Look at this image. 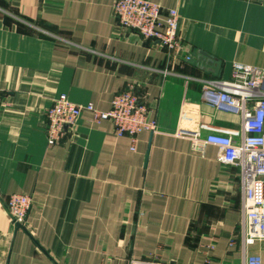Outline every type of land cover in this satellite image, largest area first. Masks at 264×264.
Returning a JSON list of instances; mask_svg holds the SVG:
<instances>
[{
	"label": "crops",
	"instance_id": "0c3cea01",
	"mask_svg": "<svg viewBox=\"0 0 264 264\" xmlns=\"http://www.w3.org/2000/svg\"><path fill=\"white\" fill-rule=\"evenodd\" d=\"M115 1L0 0V264H264V239L243 241L239 169L177 135L240 128L204 84L236 63L264 70V0H151L178 10L176 53L118 26ZM130 84L157 122L135 150L87 110L48 143L58 95L108 110ZM14 193L32 198L23 228L6 208Z\"/></svg>",
	"mask_w": 264,
	"mask_h": 264
},
{
	"label": "built area",
	"instance_id": "2783aa9c",
	"mask_svg": "<svg viewBox=\"0 0 264 264\" xmlns=\"http://www.w3.org/2000/svg\"><path fill=\"white\" fill-rule=\"evenodd\" d=\"M118 26L137 32L144 38L157 40L168 52L183 48L176 8H164L151 0H116L113 4ZM191 59V56H188ZM130 84L116 93L108 110H99L92 104L80 106L67 94L54 98L46 110L47 140L59 143L72 130L84 110L93 114V121L109 120L118 136L132 141V150L138 136L144 131H157V122L151 118L150 106ZM204 99L220 111L233 112L241 117L240 128H218L202 124L201 131L180 129L177 135L190 138L195 151L204 152L208 145L218 150L223 164L239 169L242 186L241 231L245 244L264 239V70L234 64L229 79L208 80L204 84ZM0 96V104H1ZM32 198L14 193L7 201V211L15 225L25 226ZM131 264H158L134 259ZM245 264H262L260 256L247 257Z\"/></svg>",
	"mask_w": 264,
	"mask_h": 264
},
{
	"label": "water",
	"instance_id": "95a60500",
	"mask_svg": "<svg viewBox=\"0 0 264 264\" xmlns=\"http://www.w3.org/2000/svg\"><path fill=\"white\" fill-rule=\"evenodd\" d=\"M198 54H199L198 55L199 60L207 61L208 64H211L214 60V58L210 54H208L204 51H199ZM17 226L20 228H23V226L20 224H18Z\"/></svg>",
	"mask_w": 264,
	"mask_h": 264
}]
</instances>
